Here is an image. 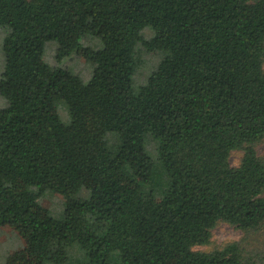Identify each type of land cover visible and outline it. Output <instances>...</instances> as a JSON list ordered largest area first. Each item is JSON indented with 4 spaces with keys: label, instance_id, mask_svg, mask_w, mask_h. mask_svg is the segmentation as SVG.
<instances>
[{
    "label": "trees",
    "instance_id": "trees-1",
    "mask_svg": "<svg viewBox=\"0 0 264 264\" xmlns=\"http://www.w3.org/2000/svg\"><path fill=\"white\" fill-rule=\"evenodd\" d=\"M0 26V228L24 240L6 264H264V0H0ZM141 50L164 57L136 90ZM220 223L246 237L196 250Z\"/></svg>",
    "mask_w": 264,
    "mask_h": 264
},
{
    "label": "rangeland",
    "instance_id": "rangeland-1",
    "mask_svg": "<svg viewBox=\"0 0 264 264\" xmlns=\"http://www.w3.org/2000/svg\"><path fill=\"white\" fill-rule=\"evenodd\" d=\"M7 35V31L5 28L0 26V80L2 79L4 67H5V56H4V40ZM54 44V43H53ZM82 44L85 47H90L95 50L101 49L102 42L92 36H85L82 39ZM57 45H48L45 51V60L55 66H59L61 68L67 69L73 74L77 75L84 83H88L94 72V66L91 62L87 61L82 57L71 56L70 58L64 59L61 63L58 64L57 60ZM164 57V54L161 52L154 53H146L143 50L140 51L139 56L137 57V71L133 77L134 88L137 90L140 85H142L147 78L146 74L150 71L154 66H156ZM7 106V100L1 96L0 94V109H4ZM58 112L61 117L63 123L68 124L70 121L68 108L65 103H58ZM150 148L153 150L155 143L153 141L150 142ZM260 156L264 157V143L258 147L257 149ZM243 152L242 151H234L231 155V163L233 166H238L242 159ZM160 167V166H159ZM158 172L155 171V174ZM160 173V172H159ZM163 181L158 179L156 183V188L154 190L155 193H161L162 187L161 184ZM89 193L86 190H82L80 197L86 198ZM39 204L46 208L49 213L56 219H62L64 217V213L66 210V200L60 195L56 194L52 191L44 192L39 200ZM246 237V234L226 223H220L216 229L213 231L212 244L210 246L204 247H196V250L199 251H211L216 247L221 246L226 242L239 241ZM249 240L248 249L251 248H259L264 253V233L260 234H252L247 236ZM24 240L19 235L18 232L10 229V228H0V264H6L7 259L10 255L16 253L17 251L23 249ZM71 259L68 263L64 264H78L82 261L83 253L79 252L78 249H72L70 251ZM52 264V263H47Z\"/></svg>",
    "mask_w": 264,
    "mask_h": 264
}]
</instances>
